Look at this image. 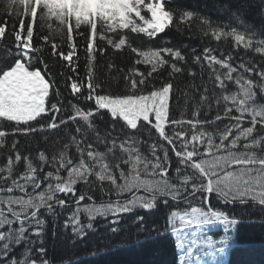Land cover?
Segmentation results:
<instances>
[{
  "label": "trees",
  "instance_id": "obj_1",
  "mask_svg": "<svg viewBox=\"0 0 264 264\" xmlns=\"http://www.w3.org/2000/svg\"><path fill=\"white\" fill-rule=\"evenodd\" d=\"M141 3L142 0L124 5L125 20L116 21L115 27L123 29L130 26L142 32L149 18L140 17L137 22L129 15L132 12L139 15ZM225 4H230L231 8L225 10ZM167 6H179L191 12L181 16L179 21H174L170 16L167 30L155 36V39H147L146 36H150L147 34L128 33L130 42L123 52L109 50L103 56H96L95 63L92 62V56H89L87 74L91 78L90 83L93 86L103 85L104 91L111 94L98 97L97 104L107 107L114 115H119L120 119L113 121L107 112L99 110L96 115L85 112V109L91 107L83 99L85 93H77L75 84L71 90L66 86L68 77L74 74L63 67V62L54 57L49 58L45 53L55 81L52 88L58 89V95L53 92L49 97L51 102L59 103L58 116L53 121L58 122V126L47 127L52 118L41 115L38 121H30L28 127L31 129L37 123L42 124L46 126L43 131L17 135L15 138L0 135V165H4L0 167V186L8 185L9 179L13 177H20L16 158L4 164V157L11 156L13 152L12 147L5 146V140L8 145H12L18 139L19 143L15 145L18 153H31L30 160L24 156L27 167L19 180L12 179V187L37 185L41 178L46 179L45 173L40 171L43 164H49L55 170L52 182L42 188L40 193L34 194V190L30 189L27 197L0 196V205H8L7 211H11L14 217L41 209L40 215L48 222L43 246L48 248V255L57 264H60L62 258L66 264H173L175 260L172 239L157 235L165 224L167 209L163 205L151 213L137 210L138 214L145 216L144 225H138L133 214L121 215L119 224L115 225L119 229L116 233L111 232L114 226L111 216L97 218L93 222L94 231H89L81 239L74 236L70 229L63 228V221L71 208L61 210L54 207L61 199H73L71 195H60L61 189H75L86 195L91 194L97 202L106 200L108 196L101 197L105 189L119 191L128 186L127 179L122 185L110 182L119 173L118 162L127 156L132 165L143 172L144 164L153 163L154 158L163 153L167 154L166 159H171L173 169L178 163L188 164V172L182 171L180 177L175 179L191 176L198 181L203 174L195 167V161H190L193 154L200 161L215 159L219 155L217 149L222 145H230V142L243 145L248 141L258 147L264 141V127H258L264 124V106L251 104L255 95L253 82L259 83L261 90H264V83H260L258 77L249 71L264 70V56L254 55L257 50L264 52V42L253 39L256 35L264 36V20L259 15L264 10V4L261 0H171ZM29 8L35 12V0H0V20L8 19L4 16L7 12L9 24H15ZM232 11L241 13L256 28L245 27L241 31V25L231 15ZM218 22L227 23L220 26ZM104 31L107 33L109 30L105 28ZM52 35L62 37L59 30H54ZM119 35L117 32L116 36ZM31 36L29 31L22 44L25 50L31 47ZM108 39L113 40L114 47L125 46L123 40L117 41L112 36ZM14 44H21V34L16 32L14 40L12 31L9 30L5 35V28L0 26V68H6L16 60ZM133 44L141 60L139 67L145 74L143 77L128 71L137 67L132 64L136 57L128 50ZM207 48H211L219 59L211 55L203 56L202 52ZM234 48L240 50L233 51ZM174 50L182 52L186 59L177 57ZM89 52H94L91 45ZM196 57L199 59H194ZM80 63L79 80L83 86V59ZM113 64L115 67L111 66ZM174 64L177 67H173ZM257 64L259 69L256 68ZM61 71L63 76L59 74ZM130 75L136 80L145 81L135 89V93L131 85L125 83ZM169 83L172 85L170 104L169 89L165 87ZM152 85L156 86L157 91H151ZM229 107L235 111H228ZM132 111H141L145 117L152 113L154 125L150 126L139 116L131 118L129 114ZM135 121V125L139 126L133 130L132 124ZM11 127L7 122L3 123V128ZM20 128L23 129L24 125L21 124ZM254 136H259L260 140ZM70 146L74 147L70 149ZM201 146L211 151V157L203 155ZM40 149L47 152L51 159L38 158L36 154ZM177 149L180 151V161L173 155ZM225 150L228 153L244 151L243 148L235 150L231 146ZM78 152L81 154L80 163L74 164L72 161L77 160ZM63 169L68 171L66 176L60 175ZM169 175H174V172L170 171ZM111 198L115 199V195L111 194ZM210 202L213 207H225L218 203L214 194ZM16 203L21 205L18 212L14 207ZM193 204L200 206L201 202L194 199ZM172 207L183 209L187 205L180 203ZM46 208H51L55 215L44 214L43 209ZM230 210L244 221L258 219L256 223L246 222L239 226L237 243L228 259L233 264H264V224L259 222V219H264V211L251 205L243 207L239 204ZM4 215L5 209L0 207V217ZM82 220L87 222L84 217ZM210 232L218 234L219 229H210Z\"/></svg>",
  "mask_w": 264,
  "mask_h": 264
},
{
  "label": "snow or ice",
  "instance_id": "obj_2",
  "mask_svg": "<svg viewBox=\"0 0 264 264\" xmlns=\"http://www.w3.org/2000/svg\"><path fill=\"white\" fill-rule=\"evenodd\" d=\"M36 9L33 13L31 8L24 12L21 18L15 24H9V14L5 12L4 16L7 20H0V26L5 28V35L11 30L13 39L15 33L21 34V44H14L16 60H13L6 68H0V76L5 72H11L17 61L24 66L28 72L38 74L37 79L42 80L48 87V91L43 94L42 105L31 103V90L36 87L34 83L21 81L19 84H13L12 87L19 91V103L23 108L29 109L33 115L29 119L22 120H5L0 118V135L17 137V135H28L29 132L43 131L45 125L35 124L31 129L28 127L30 121H38L40 116H49L47 127L54 128L58 126V122L53 121L58 116L59 103L51 102L49 97L55 92L58 95V89H53L55 83L52 78V71L47 57L56 58L57 61L63 62V67L68 68L74 76L68 77L66 86L71 90V86L75 84L76 92H84L83 99L91 107L85 109V112H90L92 115L99 112H107L108 116L113 120L120 119L119 115H114L109 109L102 104H97V98L101 96H111L110 93L104 91L103 85L93 86L90 83V77L87 74V65L89 56H92V62L95 63L96 56H103L111 50L112 52H123L129 41L128 33L133 35H145V33L137 32L132 27L123 29L115 27L118 19H122L124 13H119L113 16L106 12H97L95 9L83 8L78 4V0H71L70 4L53 3L52 0H35ZM171 0H160L163 5V10L168 12L174 21H179V18L185 13H190V9H182L179 6L168 7ZM264 4V0H261ZM152 6L157 4V0H142L141 6L138 9L139 15L132 12L129 15L131 18L139 22L140 17L145 19L150 18L151 11L144 5ZM225 10L231 8L230 4H225ZM158 11V9H157ZM231 15L236 19L237 24L241 25V31L245 27L256 28L255 25H250L243 15L238 11H232ZM260 18L264 20V10L260 12ZM210 22V21H209ZM220 26L227 22H218ZM236 27V25H230ZM109 31L105 33L104 29ZM54 30H59L61 35H52ZM167 30L166 28L164 29ZM31 31V47L25 50L22 47L24 39ZM119 32L120 35L116 36ZM159 35V32L156 33ZM109 36L115 40H123L125 46L122 48L119 45L113 46V40L108 39ZM147 39H155V35L146 36ZM254 40L264 42V36L256 35ZM171 41L169 40L168 43ZM104 44L101 47V44ZM89 45L92 46L94 52H89ZM129 51L133 52V65L135 69H128L134 72L135 76L143 77L145 74L141 72L139 65L141 60L137 55L136 45L133 44ZM239 48H234L233 51H239ZM250 50V49H246ZM11 51V50H9ZM176 51V50H174ZM81 53L83 56H81ZM202 55L219 59L216 53L211 48L204 49ZM254 55L264 56V52L257 50ZM177 57H183V53L176 51ZM6 59L9 57H5ZM176 57H173L175 59ZM81 59H83L85 68V76L83 86L79 80ZM194 59H199L196 57ZM231 59V57H229ZM115 67V65H111ZM173 67H177L175 64ZM227 67V65H225ZM236 68L235 65L232 66ZM259 69V65H256ZM94 70V69H93ZM171 71V69H170ZM251 74L256 75L260 83H264V70L255 71L250 69ZM63 76V71L59 73ZM150 75V74H149ZM126 85L130 84L133 93L135 89L144 84L143 79L136 80L130 75L126 78ZM253 92L255 95L251 99V104L264 106V90H261L260 84L253 82ZM169 89V104L171 103V83L165 86ZM151 91H157L156 86H151ZM119 95V94H117ZM228 111H235L229 107ZM131 118L140 117L145 123L150 126L154 125V117L152 113L144 116L141 111H132L129 114ZM7 122L12 125L11 128H3V123ZM123 122V121H122ZM251 128V120L248 121ZM24 128L21 129L20 125ZM115 125L113 124L112 127ZM139 124L133 127H138ZM264 127V124L258 125ZM256 140H260L259 136H254ZM42 139H46L42 137ZM239 139V138H237ZM19 143L15 139L12 145H8L5 140L6 147H12L11 156L4 157V164H7L9 159L16 158V167L20 169V177L23 176L24 169L27 167L24 163V156L31 159V153L20 155L15 148ZM217 143H220L217 141ZM231 146L235 150L244 149L243 153L234 151L233 153L226 152V148ZM74 146H70V149ZM201 151L204 156L211 157V151L204 150L201 146ZM219 155L215 159L197 160L195 154L190 157V161H195V167L202 172L200 180H194L191 176L180 177L181 172H188V164L178 163L174 169L171 159H166L167 154H159L154 158L151 164H144V171H140L132 165L127 156L123 161L118 162L117 167L119 173L110 182L113 185H122L126 179L128 186L117 191L113 189L108 191L105 189L101 192V197L108 196V199H101L97 202L95 196L84 192H77L75 189L67 191L61 189L60 195H71L73 199H61L54 207H59L61 210L68 207L71 211L68 212L64 221L63 228L70 229L71 233L83 239L88 235L89 231H94L93 222L97 218H113L111 228L112 233L119 231L115 225L119 224V217L124 214H133V219L138 225L145 224V216L138 214L137 210L144 212H155L163 205L166 211L165 224L161 226L158 236H168L172 239V246L175 252V260L173 264H233L228 259L234 246L237 243V233L239 226L242 223H256L258 218H251L250 221H244L241 217L236 216L230 209L235 205L247 207L251 205L253 208H259L264 211V141H261L258 147L252 146L248 141L243 145L232 143L230 145H222L217 149ZM37 157H47L51 159L47 152L40 149L37 152ZM80 153H77V160L72 161L74 164L80 163ZM177 160L180 161V151L177 149L173 152ZM71 161V152L69 154ZM43 164V161H40ZM4 165H0L3 167ZM45 173V178L40 179L37 185H29L21 187H12V179L19 180L20 177L9 179L8 185L0 186V196H21L27 197L30 189L34 190V194L41 192L42 188L47 187L52 182L55 170L49 164H43L40 169ZM170 171L174 175L170 176ZM68 174L67 169L61 171V176ZM131 174V175H130ZM103 187V185H101ZM181 187L183 190H181ZM111 194L115 195V199L111 198ZM199 194V195H198ZM215 195L218 203L225 207H213L210 198ZM199 200L200 206H195L193 200ZM178 205L184 203L187 207L183 209L174 208L170 205ZM5 209V215L0 217V264H57V261L48 255V248L44 247V237L47 231V220L40 215L41 209H36L35 212H30L27 215L21 214L17 217L13 216L11 211H7L8 205H0ZM18 212L21 205H14ZM44 214L54 216L51 208L43 209ZM82 217L86 218L85 223ZM259 222L264 224V219H259ZM218 228V234H212L210 229ZM141 230H144L141 228ZM55 236V231H53ZM24 245V247H21ZM40 245V247H37ZM105 254V253H94ZM60 264H66L62 258Z\"/></svg>",
  "mask_w": 264,
  "mask_h": 264
},
{
  "label": "rangeland",
  "instance_id": "obj_3",
  "mask_svg": "<svg viewBox=\"0 0 264 264\" xmlns=\"http://www.w3.org/2000/svg\"><path fill=\"white\" fill-rule=\"evenodd\" d=\"M137 1L140 0H78V4L83 8L95 9L97 12H106L117 16L119 13H124V4ZM52 2L70 4L71 0H52ZM148 8L151 11V16L145 32L150 35L162 32L169 24V16L163 10V5L160 4V0H157L155 6H152L150 3ZM124 18L125 15L121 20H124ZM37 76V73L28 72L23 65L18 63L11 72H7L0 78V118L22 120L30 119L33 115L29 109L20 106V93L12 87L13 84H19L21 81H27L36 85L31 90L32 97L30 102L43 106V94L48 91V87L42 80L37 79ZM136 123L137 121L132 125L135 126Z\"/></svg>",
  "mask_w": 264,
  "mask_h": 264
}]
</instances>
